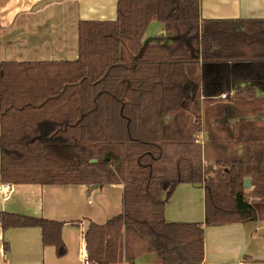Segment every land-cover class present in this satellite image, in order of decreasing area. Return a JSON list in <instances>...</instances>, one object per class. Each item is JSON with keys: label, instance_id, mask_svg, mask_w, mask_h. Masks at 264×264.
<instances>
[{"label": "trees", "instance_id": "1", "mask_svg": "<svg viewBox=\"0 0 264 264\" xmlns=\"http://www.w3.org/2000/svg\"><path fill=\"white\" fill-rule=\"evenodd\" d=\"M117 3L114 21L80 20L76 61L0 63V181L122 183L123 213L91 223L85 234L89 259L119 262L124 227L162 264H201L204 224L264 216V136L242 139V154L206 167L193 149L199 130L189 126L184 101L196 83L205 101L234 87L250 99L257 89L264 93V21L203 20L200 0ZM154 19L171 40L144 42ZM246 178L256 205L247 199ZM186 182H204V224L165 220V203ZM0 224L38 226L44 245L59 257L67 253L61 222L0 211Z\"/></svg>", "mask_w": 264, "mask_h": 264}, {"label": "crops", "instance_id": "2", "mask_svg": "<svg viewBox=\"0 0 264 264\" xmlns=\"http://www.w3.org/2000/svg\"><path fill=\"white\" fill-rule=\"evenodd\" d=\"M200 1L203 20H228L235 24L245 20V27L249 21H264V0ZM117 16V0H0V63H50L60 67L65 62L76 61L80 56V20L114 21ZM167 30L165 25L152 20L144 42L171 40L172 33L168 34ZM195 85L184 101L187 116L192 115L195 102L204 104L201 83ZM257 98L264 99L259 89L252 99ZM204 136L202 132L198 142L203 165L214 170L220 158L210 162ZM242 150L240 142L236 155L242 154ZM174 189L165 203V220L204 224V182L180 183ZM124 191V185L119 182L100 187L96 184L10 185L0 181V211L63 223L61 237L67 247L66 255L59 257L54 245L42 242L40 227L5 229L0 224V264H87L85 234L90 224L102 225L122 214ZM124 232L123 227L122 259L110 264H162L146 240L139 235L127 239ZM204 239L205 258L201 264H264V216L255 221L204 224Z\"/></svg>", "mask_w": 264, "mask_h": 264}, {"label": "rangeland", "instance_id": "3", "mask_svg": "<svg viewBox=\"0 0 264 264\" xmlns=\"http://www.w3.org/2000/svg\"><path fill=\"white\" fill-rule=\"evenodd\" d=\"M167 32L172 33L169 29ZM239 90L234 87L231 92H224L227 94L226 98L221 96L222 93L211 101L204 100L203 105L195 102L192 106V115L187 116L190 121L192 120L189 126H196L199 130L195 134L197 146L193 149L197 152L201 151V145H198L196 140L200 139L199 136L204 132L205 153L210 158V162L215 163L219 158L235 157L238 143L246 137L264 136V99L251 100ZM168 164L170 163H163L160 167H166ZM250 187L247 190V199L249 203L256 205L255 202L259 201V198L255 197V187L252 183ZM260 210L261 214H264V206ZM124 233L127 239L137 235L126 230Z\"/></svg>", "mask_w": 264, "mask_h": 264}, {"label": "built area", "instance_id": "4", "mask_svg": "<svg viewBox=\"0 0 264 264\" xmlns=\"http://www.w3.org/2000/svg\"><path fill=\"white\" fill-rule=\"evenodd\" d=\"M223 98H226V96H227V94H222L221 95ZM197 142H200L201 140L200 139H197L196 140ZM1 185H5V184H1ZM7 186V185H6ZM85 259V263H87V264H89V263H91V260L89 259V257H88V255H86V257L84 258Z\"/></svg>", "mask_w": 264, "mask_h": 264}, {"label": "water", "instance_id": "5", "mask_svg": "<svg viewBox=\"0 0 264 264\" xmlns=\"http://www.w3.org/2000/svg\"><path fill=\"white\" fill-rule=\"evenodd\" d=\"M92 161H97V160H92ZM251 179L250 178H246L245 179V187L247 188V189H250L251 187Z\"/></svg>", "mask_w": 264, "mask_h": 264}]
</instances>
